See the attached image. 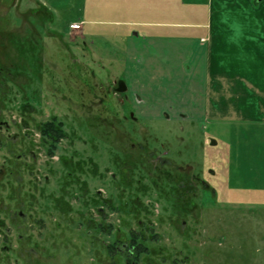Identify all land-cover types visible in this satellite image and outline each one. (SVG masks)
<instances>
[{
  "label": "rangeland",
  "instance_id": "obj_1",
  "mask_svg": "<svg viewBox=\"0 0 264 264\" xmlns=\"http://www.w3.org/2000/svg\"><path fill=\"white\" fill-rule=\"evenodd\" d=\"M134 10L132 0H0V209L25 214L14 221L39 251L27 264H132L122 251L132 233L143 234L136 264H264V124L136 119V60L70 28L133 32L102 23H136ZM118 81L128 90L114 95ZM51 117L67 134L52 158L36 129ZM157 176L167 189L146 191ZM86 184L102 206L73 200ZM5 224L12 248L26 247Z\"/></svg>",
  "mask_w": 264,
  "mask_h": 264
},
{
  "label": "crops",
  "instance_id": "obj_2",
  "mask_svg": "<svg viewBox=\"0 0 264 264\" xmlns=\"http://www.w3.org/2000/svg\"><path fill=\"white\" fill-rule=\"evenodd\" d=\"M132 5L136 23L102 24L136 26L133 32H96L87 21L70 24L82 23L80 38L121 46L126 60H136V119L264 124V0H132ZM148 14L158 18L141 20Z\"/></svg>",
  "mask_w": 264,
  "mask_h": 264
},
{
  "label": "flooded vegetation",
  "instance_id": "obj_3",
  "mask_svg": "<svg viewBox=\"0 0 264 264\" xmlns=\"http://www.w3.org/2000/svg\"><path fill=\"white\" fill-rule=\"evenodd\" d=\"M37 8H39L40 9V4L38 5L37 4ZM32 9H34V8H31L30 10H32ZM2 71V70H1ZM112 85V84H111ZM113 89L114 90H117L119 87L121 88V83L118 81V82H116V84H113ZM33 122H34V120H32ZM48 121V120H47ZM44 123V122H43ZM42 124V123H41ZM39 125L40 124H38L37 123V128L36 129H38V127H39ZM1 127H5V129H7L8 128V125L7 124H5L4 122H1L0 121V128ZM39 137H40V142H41V136L39 135ZM67 139V138H66ZM66 139H64V140H66ZM10 140L12 141L13 139H12V137H10ZM63 141V140H62ZM61 141V142H62ZM41 144H42V148L44 149V151H45V148H44V144L41 142ZM58 145H60V143L58 144ZM58 149V148H57ZM57 152V151H56ZM46 153V152H45ZM47 155V154H46ZM55 155V154H54ZM53 155V156H54ZM52 156V157H53ZM52 157H50V158H52ZM4 166H1L0 167V169H2ZM2 173V170L0 171V174ZM74 187H75V185H74ZM76 188V187H75ZM81 187H79V189H80ZM84 188V187H83ZM87 190H89V188H88V185L86 184V187H85ZM84 188V190L82 191V196H77V194L74 192V194H72V197H73V200L75 201L77 198H84V197H87V199L90 201L91 200V198H93V195L92 194H90L86 189ZM87 191V193H85ZM69 192L71 193V191L69 190ZM100 190H98L96 193H95V198H97V199H100L102 202H105V201H103L102 200V198H101V194H100ZM66 193V192H65ZM86 195V196H85ZM33 198V197H32ZM6 200V203L8 202V203H10V202H12V197H7V198H5ZM28 201L30 202V203H32V200H30V199H28ZM33 204H34V202H33ZM102 209L101 208H98V212H102L101 211ZM19 211L20 212H14L13 210H12V213L10 214V212H9V209H7V208H1L0 209V235H2L3 233H5V231H8L9 232V228L6 226V224H5V222H7L8 223V225L10 224L11 226V228L13 229V230H15L16 231V243H23V242H26V243H24V244H26V247H23V244H22V246H17L15 249H13L12 248V246L10 245V239L7 237V235L5 234V236H4V234L2 235V239H1V242L4 244L3 245V249L2 250H0V264H10L12 261H13V258H14V260H15V262L16 263H18L19 261L21 262V264H27V262L29 261L27 258H25V256H26V254H28V252H30L31 254H32V252H39L38 251V249L36 248V249H33V248H27V244H29V243H33L32 242V240H30V238H31V236H30V232H27V229L26 230H22V229H20V225L17 223H15V218H16V220H23L24 219V216H25V214L22 212V210L21 209H19ZM103 213V212H102ZM17 225H18V229H20L19 231H18V229H17ZM10 228V229H11ZM35 243H37V242H35ZM122 251H124V249H122ZM41 255H43V253H40ZM33 263V262H32ZM40 262H36L35 264H39Z\"/></svg>",
  "mask_w": 264,
  "mask_h": 264
},
{
  "label": "trees",
  "instance_id": "obj_4",
  "mask_svg": "<svg viewBox=\"0 0 264 264\" xmlns=\"http://www.w3.org/2000/svg\"><path fill=\"white\" fill-rule=\"evenodd\" d=\"M41 7H42V5L40 4V9H41ZM42 8H43L42 9L43 11H46L44 6ZM48 13H49V11H48ZM37 130L39 132V135L41 136V142L44 144L43 146L45 148V152H46L47 156H49V157H52L56 153L57 148H58V144L62 140L67 138V134H66V131L64 130L63 123L58 121L55 117H51L48 121L40 124ZM89 162H92V161H89ZM96 171H97L96 165L92 162L90 175L92 177L94 175L95 176L99 175L98 172H96ZM155 179H156V181H154V183L151 180V182H150L151 185H149L148 188L146 186H143L144 188L147 189L146 191H148V189L150 187H152L158 193H160L161 191H165L167 189V187H166V184L168 183L167 181H170V180L165 178V182L162 184V182H163L162 179H164V177H158L157 176ZM138 183L140 184V182H138ZM161 186L164 187V189ZM80 187L81 188L79 189V193H80V196H82V191L84 190V188L86 186H84V188L82 186H80ZM87 191L89 192V190H87ZM87 191L85 193H87ZM170 191H172V190H170ZM168 197L169 196L166 194V198H168ZM93 201H95L94 203L96 205L102 206L101 204L103 202L101 200H98L97 198L93 197V198H91V202H93ZM98 208H97V211H98ZM101 211L103 212L104 209H102ZM102 212H98V213L101 214ZM142 236H143V234L137 235L136 233H132L129 236L128 243L123 244L122 249H124V251L127 252V255L130 257L132 264H136V260H135L136 250H138L141 247V241H143V240L140 237H142ZM136 246L138 247L137 249H136ZM107 250H108L107 253L111 257L112 251H114V250L112 248H109V247H107Z\"/></svg>",
  "mask_w": 264,
  "mask_h": 264
},
{
  "label": "built area",
  "instance_id": "obj_5",
  "mask_svg": "<svg viewBox=\"0 0 264 264\" xmlns=\"http://www.w3.org/2000/svg\"><path fill=\"white\" fill-rule=\"evenodd\" d=\"M70 28L73 30H79L81 28V24H77V23L71 24Z\"/></svg>",
  "mask_w": 264,
  "mask_h": 264
},
{
  "label": "water",
  "instance_id": "obj_6",
  "mask_svg": "<svg viewBox=\"0 0 264 264\" xmlns=\"http://www.w3.org/2000/svg\"><path fill=\"white\" fill-rule=\"evenodd\" d=\"M126 90V88L121 84V88L119 87L118 89H117V92L118 93H122V92H124Z\"/></svg>",
  "mask_w": 264,
  "mask_h": 264
}]
</instances>
